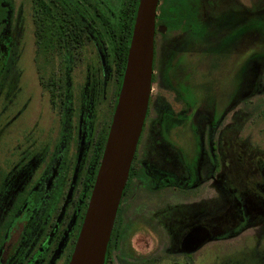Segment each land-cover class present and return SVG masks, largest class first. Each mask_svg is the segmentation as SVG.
I'll return each mask as SVG.
<instances>
[{
    "label": "flooded vegetation",
    "instance_id": "obj_1",
    "mask_svg": "<svg viewBox=\"0 0 264 264\" xmlns=\"http://www.w3.org/2000/svg\"><path fill=\"white\" fill-rule=\"evenodd\" d=\"M6 1L7 10L0 2V264H68L124 70L120 79L116 60L82 13L72 24L79 37L70 45L68 37L39 31L52 26L39 0L30 1L28 35L21 9ZM245 8L243 0H159L151 84L157 93H150L104 264H153L161 255L194 262L214 230L228 237L264 221V214L248 221L246 207L234 204L246 195L264 202V174L260 180L243 174L238 185L230 176L231 160L253 159L259 171L264 165V149L255 148L251 157L238 139L247 119L241 104L264 94V72H251L221 115L187 101L171 73L184 57L199 52L203 58L244 31ZM184 126L191 149L172 132Z\"/></svg>",
    "mask_w": 264,
    "mask_h": 264
},
{
    "label": "rangeland",
    "instance_id": "obj_2",
    "mask_svg": "<svg viewBox=\"0 0 264 264\" xmlns=\"http://www.w3.org/2000/svg\"><path fill=\"white\" fill-rule=\"evenodd\" d=\"M243 1L246 7L244 31L226 39L219 47L215 44L214 49L218 47V50H213L203 58L199 52L184 57L171 72L187 101L199 107L214 108L216 115H221L237 99L242 89L241 85H244L245 79L249 78L251 72L254 74L264 72V0ZM0 2L7 10V1L0 0ZM14 5L21 9L22 21L25 22V33L28 35L30 0H14ZM2 26L3 24L0 28ZM88 47L92 48L91 45ZM88 47L85 55L86 63L90 61V48ZM99 56L102 61H105L102 53H99ZM27 61L24 60V62ZM251 84L249 82L246 93L251 89L249 87ZM155 93H157V88L153 85L151 94L155 95ZM166 96L169 102H173L172 94ZM245 105L250 106L253 112L246 108V123L238 139L239 142H247L250 148L249 156H251L255 153V148L264 149V94L250 99L246 104H241V106ZM256 108H258L257 114ZM232 113L233 111L230 115ZM186 128L185 126L175 128L172 132L182 139L180 141L182 148L191 149L193 144L188 138L189 132ZM233 149L230 153L232 159L236 155ZM251 160L253 159H247L245 162L231 160L230 176L233 183L241 184L244 180L243 174L250 179L260 180L263 176L261 174H264V165L259 171ZM260 182L259 188L264 193V180ZM234 204L241 209L246 207L248 213L245 216L248 221L264 214V202L252 195H246L244 198L236 197ZM212 240L210 244L196 253L194 262H185L183 258H164L161 255L153 264H264V221L242 228L238 233L234 232L228 237H224L220 230H214Z\"/></svg>",
    "mask_w": 264,
    "mask_h": 264
},
{
    "label": "water",
    "instance_id": "obj_3",
    "mask_svg": "<svg viewBox=\"0 0 264 264\" xmlns=\"http://www.w3.org/2000/svg\"><path fill=\"white\" fill-rule=\"evenodd\" d=\"M158 2L138 0L116 107L68 264H104L122 190L148 108Z\"/></svg>",
    "mask_w": 264,
    "mask_h": 264
},
{
    "label": "trees",
    "instance_id": "obj_4",
    "mask_svg": "<svg viewBox=\"0 0 264 264\" xmlns=\"http://www.w3.org/2000/svg\"><path fill=\"white\" fill-rule=\"evenodd\" d=\"M30 1L35 6V1ZM137 3L138 0H39L38 7L39 9L40 6L42 7L39 12L43 13V20L52 23V26L38 29L49 38L68 37L69 44L72 45V38L79 37L77 26L74 27L72 24L80 20L79 13H82L89 26L87 29L95 38L101 39V44L107 49L108 55L116 60L121 79ZM81 4L84 7L83 12L79 11ZM85 37L89 38L87 30ZM52 45L64 47L62 41H53ZM247 101L244 103L246 104ZM246 108L253 112L250 106L245 105V110Z\"/></svg>",
    "mask_w": 264,
    "mask_h": 264
}]
</instances>
